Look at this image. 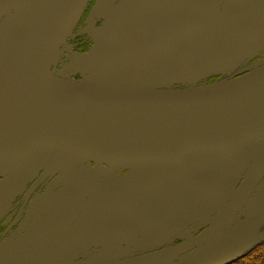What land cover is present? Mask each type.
Returning a JSON list of instances; mask_svg holds the SVG:
<instances>
[{"label":"water","instance_id":"obj_1","mask_svg":"<svg viewBox=\"0 0 264 264\" xmlns=\"http://www.w3.org/2000/svg\"><path fill=\"white\" fill-rule=\"evenodd\" d=\"M89 1L0 0V82L7 86L11 99L20 103L18 108L0 111V174L10 169H57L85 162L132 169L136 176L123 182L133 177L137 184H143L145 178L153 185L143 203L156 200L160 191L170 193L165 203L158 201L148 207L147 215L151 217L160 216L165 204L182 193L184 186L200 182L209 165L217 164L201 191L216 190L240 162L236 175L216 198V204L228 203L210 220L207 235L159 252L104 263L173 264L213 238L226 221L242 211L263 182L264 62L239 76L187 89L147 88L134 82L65 85L54 75L52 63L57 61ZM103 1L94 9V14L101 17ZM125 1L128 6L134 0ZM155 1L146 5L152 4L153 13L158 12L160 4V0ZM231 1L167 0L168 10H174V2L181 14L128 44L132 53L127 61L115 62L95 50L87 58V67L103 64L110 70L116 64L125 67L140 57L165 55L180 42H189L209 26L229 19L238 20L237 26L243 29L237 53L246 55L260 49L257 30L264 28V0H247L242 6L223 11L222 4ZM215 65L209 63L198 69L196 65L191 70L196 69L194 72L181 73L182 78L174 83L188 84L187 76L200 70L205 74L220 72L217 68L215 72L211 70ZM160 72L163 70L146 82ZM132 120L145 121L130 125L111 151L100 149L91 139L96 132ZM243 149L246 153L241 154ZM192 158H200L197 166L190 165ZM132 199H140L138 192ZM147 215L123 232L140 225ZM257 223H249L245 230ZM235 236L227 235L218 246L228 247Z\"/></svg>","mask_w":264,"mask_h":264},{"label":"flooded vegetation","instance_id":"obj_2","mask_svg":"<svg viewBox=\"0 0 264 264\" xmlns=\"http://www.w3.org/2000/svg\"><path fill=\"white\" fill-rule=\"evenodd\" d=\"M246 1L232 0L231 3L222 4V10L230 11ZM97 5V0L88 2L73 34L74 38L64 47L65 51L84 54L91 50L93 42L85 31L91 21V13L96 17L97 28L103 23L101 16L94 14ZM182 45H177L175 52L179 46L185 47ZM257 52L259 49L245 55L242 60L245 67H241V72H222L225 76L208 82L215 83L213 81L248 72L249 64L260 62V58L255 55ZM190 58L180 56L177 60L189 61ZM153 61L148 60L150 63ZM138 75L143 77V74L129 77L139 78ZM129 77L117 78L116 81L124 83L131 79ZM78 79L81 80L80 76ZM174 87L176 88L171 89H185ZM218 161L220 157L215 163ZM88 164L57 169H10L8 173L0 174V264H104L159 252L198 235H207L205 233L210 229V220L228 203L220 201L216 204V198L225 191L230 178H226L214 191H201L200 186L207 181L217 164L214 167L209 165L200 182L193 186H184L182 193L165 204L160 216L149 217L148 207L158 201L165 203L164 199L170 195L169 192L160 191L156 200L143 203V189L137 191L139 184L136 180L132 177L123 182L136 176V171L111 168L94 162ZM136 192L140 198L138 200L132 199ZM253 198L254 196L241 212L235 213L226 221L213 234V238L173 264L195 251L218 246L221 237L224 241L232 233H248L249 230H245L243 222L248 220L250 213L263 212L262 206L251 207ZM248 204L251 209L246 210ZM143 215H147L144 222L128 232H123V229ZM143 235L175 236L168 240L170 244L165 247L162 244L137 247V240L143 239ZM182 235L187 236L181 239Z\"/></svg>","mask_w":264,"mask_h":264},{"label":"rangeland","instance_id":"obj_3","mask_svg":"<svg viewBox=\"0 0 264 264\" xmlns=\"http://www.w3.org/2000/svg\"><path fill=\"white\" fill-rule=\"evenodd\" d=\"M100 1L101 0H97L98 3ZM150 1L151 0H143V5L141 6L140 0H134L133 2L131 1L128 3L127 6L125 0H104L101 17L103 23L97 28L95 24L96 17L91 13V21L85 31V33L91 37L93 42L91 50L84 54L75 51H65L64 47L74 38L73 34L80 23V18L73 32L66 38L61 47L57 61L55 63L52 61L54 63H52V71L54 75H58L56 78L65 85H107L119 84L116 81L117 78L122 79L123 77H132L135 74H143V77L138 75L139 78H136L137 76L133 78L129 77L131 79L124 83L134 82L137 83L136 85L141 84L147 88L157 89L176 88L174 86H180L181 88L187 89L211 84L212 82H208V80L212 81L225 76L222 72H225V74H227V72L239 73L242 71L240 70L241 67H245V62H242V60L245 59V55L237 53L238 48L236 46H238L243 29L241 26H237L238 20L236 19H229L228 21L215 23L214 25L209 26L189 42L188 40L180 42L179 45L183 44L182 46H185L184 48L179 46L180 48L178 47L175 52L176 45L167 51L165 55H162V58H157L156 56L149 59L140 57L136 62L134 61L125 67L117 66L110 70L103 64H96L87 67V58L91 51L93 52L95 50H99L108 58L114 59L115 62L123 63L127 61L126 59H129L128 57H130V54L132 53L128 48V44L133 43L138 37L158 25L181 14V10L178 9V5L174 4V2H171L174 10H168L169 4H166L167 0H160L158 12L153 13L154 8H152V4L146 7L147 3H150ZM155 2L159 3L158 0ZM112 5H115L114 9ZM227 8H229V6H227ZM97 31H99L98 35L96 34ZM257 32L260 37L261 48L255 55L260 58V62L256 64L253 63L254 65L249 64L248 68L250 69L259 66L264 62V28L259 27ZM186 39H189V37ZM197 43H199L198 46L196 45ZM195 45L197 47H194ZM179 49L181 50L179 51ZM180 56L192 57L189 61H178L177 59ZM204 57H206V59ZM224 57L227 58L224 61H221ZM150 59H153L154 61L152 63L148 62ZM216 62L219 63L215 65ZM226 62L229 63L226 64ZM209 63L215 65V68L212 67L211 69L213 72H215L216 68L220 72L215 74H205L202 72L204 70H200L193 75L187 76L188 78L185 77V79L187 78V80L190 81L188 84L174 83L182 78L179 76L181 73L191 71L196 65H198L196 68L198 69L201 66H207ZM196 69L191 72H194ZM162 70L163 72H160L162 74L153 79L151 78L146 82L149 77H153V75ZM78 76H80L81 80L78 79ZM124 83L122 82L121 84ZM245 150L246 149H243L241 154H244ZM199 159L200 158H192L190 160V165L193 164L194 166H197L199 164ZM238 165H240V162H238V164L231 170L227 177V179L230 178L229 184L232 180L231 177L235 176L237 173ZM73 167H79V165ZM172 173L173 169L170 174ZM152 188L153 185L143 178V184L137 186V191L143 189V198H148L149 192ZM262 205H264V179L254 194L251 207L253 208V206L256 207ZM248 206L249 207H247L246 210L251 209L249 204ZM261 211L263 212L257 214L250 213L248 220L243 222V226L247 227L249 225L248 223H251L252 221H258V223L253 226L248 233H244V235H236L234 241L230 243L231 245L228 247L214 246L211 249L203 248L191 253L186 258L183 257L177 264H229L234 262V260L238 259V257L243 255L255 244L264 240V208H261ZM260 232L262 234H260ZM173 236L175 235H143V239L137 240V247H151L158 244H162V247H165L170 244V241L168 240L172 239ZM222 239L223 237H221L220 244L223 242Z\"/></svg>","mask_w":264,"mask_h":264},{"label":"bare ground","instance_id":"obj_4","mask_svg":"<svg viewBox=\"0 0 264 264\" xmlns=\"http://www.w3.org/2000/svg\"><path fill=\"white\" fill-rule=\"evenodd\" d=\"M117 65V64H116ZM112 66L111 68L115 67ZM110 68V69H111ZM19 102L13 101L9 94H7V86H5L2 82H0V111L12 110L14 108L19 107ZM145 120H132L124 122L123 124H116L110 127H107L99 132H96L91 136V139L97 143L100 149L104 151H111L113 145L117 138L128 131L131 127L130 125L136 126L140 125ZM204 185V183L200 186V188Z\"/></svg>","mask_w":264,"mask_h":264},{"label":"trees","instance_id":"obj_5","mask_svg":"<svg viewBox=\"0 0 264 264\" xmlns=\"http://www.w3.org/2000/svg\"><path fill=\"white\" fill-rule=\"evenodd\" d=\"M229 264H264V240L255 244Z\"/></svg>","mask_w":264,"mask_h":264}]
</instances>
